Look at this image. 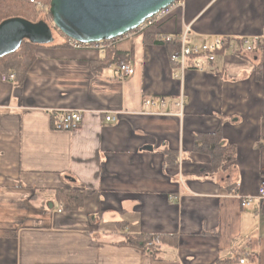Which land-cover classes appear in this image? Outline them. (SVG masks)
<instances>
[{"label": "crops", "instance_id": "obj_1", "mask_svg": "<svg viewBox=\"0 0 264 264\" xmlns=\"http://www.w3.org/2000/svg\"><path fill=\"white\" fill-rule=\"evenodd\" d=\"M187 29L189 45L254 47L182 74L157 40ZM147 34L115 47L135 69L125 81L120 61L64 38L21 82L0 69V264H264V201L243 203L264 177V0H180ZM60 111L82 112L81 128L56 131ZM216 132L234 160L214 167L195 142ZM61 189L81 190L83 208L58 213ZM139 235L170 239L154 259L127 243Z\"/></svg>", "mask_w": 264, "mask_h": 264}, {"label": "water", "instance_id": "obj_2", "mask_svg": "<svg viewBox=\"0 0 264 264\" xmlns=\"http://www.w3.org/2000/svg\"><path fill=\"white\" fill-rule=\"evenodd\" d=\"M180 0H51L49 14L65 38L94 44L125 37L143 23ZM25 41L33 45L54 43L52 27L45 21L11 18L0 24V60L17 52ZM52 208V206H50Z\"/></svg>", "mask_w": 264, "mask_h": 264}, {"label": "built area", "instance_id": "obj_3", "mask_svg": "<svg viewBox=\"0 0 264 264\" xmlns=\"http://www.w3.org/2000/svg\"><path fill=\"white\" fill-rule=\"evenodd\" d=\"M29 3L37 8L40 12H45L48 10L46 5V0H28ZM170 9V8H169ZM169 9L162 11L156 16L150 18L145 23H143L136 31L133 33L137 34H147L152 28L157 26L168 14ZM189 29L180 38L165 37L163 38L164 44H170L177 41L179 43V49L172 54H170V60L172 63L176 64L180 69L182 74L187 70H204L203 60L212 63L215 56L218 53L229 52L234 56H243L246 50L254 47V42L248 38H233V37H214L208 42L201 45H189L188 43ZM120 41L119 39L104 41L94 44H84L75 40L66 39L67 46L75 50L84 49H95L99 51L102 55L109 47H116ZM135 74V69L130 60L120 61L118 63V77L120 81H125L129 77ZM2 81L5 83L16 84L17 77L13 72L2 75ZM144 105L151 110L156 108L157 102L152 98L145 100ZM159 105L161 108L166 107L165 99H159ZM179 110V116L183 115L184 112V101L183 99L177 104ZM84 116L80 111H60L54 116L53 127L58 132H74L81 128L83 124ZM107 122H116L117 117L107 116ZM253 201L263 202L264 201V177L260 181V186L258 194L254 197H247L244 200L245 206H250ZM63 208L58 209V213H62ZM241 264L245 263V260L240 261Z\"/></svg>", "mask_w": 264, "mask_h": 264}, {"label": "trees", "instance_id": "obj_4", "mask_svg": "<svg viewBox=\"0 0 264 264\" xmlns=\"http://www.w3.org/2000/svg\"><path fill=\"white\" fill-rule=\"evenodd\" d=\"M45 2L48 10L40 12L35 6L31 5L28 0H0V24L11 18H24L28 21L36 22L38 17L47 23L50 21L53 24L49 14L51 0H46ZM52 28L57 30L54 26ZM145 36L149 37V34H145ZM162 40L163 39L160 38L157 41L164 44ZM165 45L170 54L179 49V43L177 41ZM64 46L68 47L67 43H65ZM39 47L41 46L33 45L25 41L17 52L0 60V69L4 74H8L9 72L15 73L17 81H23L36 60L35 54ZM104 55V61L100 64L103 67L114 65L118 61L128 60V57L118 52L115 47H109ZM257 70L259 71L258 68H256V71ZM195 151L208 155L214 167L215 163L219 166H223L234 160V148L221 142L218 132L211 135L196 136ZM174 159L176 160V157H174ZM55 199L63 208V212H77L81 210L84 205L83 192L77 189L57 190ZM169 239V236L166 235H139L134 238H129L127 243L142 248L148 255L157 259L158 255L161 253L162 246L167 244ZM218 263L224 264L225 262L218 261Z\"/></svg>", "mask_w": 264, "mask_h": 264}, {"label": "rangeland", "instance_id": "obj_5", "mask_svg": "<svg viewBox=\"0 0 264 264\" xmlns=\"http://www.w3.org/2000/svg\"><path fill=\"white\" fill-rule=\"evenodd\" d=\"M39 21H43V20H42L40 17H38L36 22H39ZM48 24H49L51 27L54 26L50 21H48ZM52 29H53V28H52ZM53 32H54V43H53V44L58 43L60 38H64V39H63V44L66 43V39H65V37H64L61 33H59L57 30H54V29H53Z\"/></svg>", "mask_w": 264, "mask_h": 264}]
</instances>
